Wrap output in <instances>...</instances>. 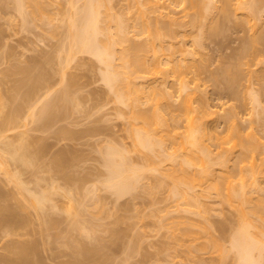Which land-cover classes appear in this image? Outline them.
<instances>
[{"label":"rangeland","instance_id":"rangeland-1","mask_svg":"<svg viewBox=\"0 0 264 264\" xmlns=\"http://www.w3.org/2000/svg\"><path fill=\"white\" fill-rule=\"evenodd\" d=\"M43 1L45 4L41 14L35 15L26 6L24 9L27 12L23 16L17 10L14 0H0V111L3 110L5 116L4 112L10 110L13 104L14 98H11V94H17L13 97L18 96L16 92L18 89L14 92L12 90L16 88L17 78L21 77L19 68L23 66L33 70L36 67L33 71L36 73L40 72L39 66H41L43 72L38 74L43 73L42 77L44 73L48 74L44 76L46 79L49 77L47 84L46 79H43L46 85L42 83L38 93L36 92L32 97L36 100L35 106L26 107L21 111L19 118L17 117L19 120L17 119L16 128L11 125L12 129L6 131L10 135L11 142L17 143L18 132L25 130L27 147L30 152H36L35 162L38 165L35 163L33 166L31 164H22V166L17 161L9 160L8 167L11 172L19 174L24 184L35 192L50 190L46 188L51 183L57 190L54 189L55 191L52 190L51 193L54 207H48L50 204L48 202L44 206V213L51 219L50 228L47 226L46 232V227H42L39 223L41 219L38 214L34 215L36 209L33 210V207L23 200L22 196L27 194L24 195L22 192V195L20 191L15 190V183L6 177L7 174L0 166V187L4 194L2 202L3 204L6 202L4 206L10 204L14 208L21 202L23 203L21 206L28 204L24 209H20L19 205L16 206L21 218L27 219V225L21 223L20 226L17 224L18 221L13 223L15 228L10 226L13 230L6 226L9 231L12 230L10 234L14 233L8 238L2 236V230L7 229L0 228V252H3L1 245L7 239L35 238L40 246V248L38 246L40 249L37 255L40 260L38 264H61L70 260L73 257L74 244L76 246L79 242H84V245L87 243L86 246L89 245L90 248L93 245L100 248L101 256L94 257L95 259L97 257V264H238L239 255L231 245V237L237 228L238 215L231 202L237 196L233 193H236L238 188L241 189V185L244 187L245 183L240 182L239 175L237 178L239 172L228 173V175L237 173L233 175L234 177L231 176L232 178L224 170H215L212 174L204 173L203 169L200 170L202 167L199 159L202 155L200 153L205 149L214 156L217 150H222L221 152L229 156L228 165L231 166L233 160L241 154L242 146L237 143L238 140L234 142L226 138L228 128L224 122V115L226 117L233 112L236 114L231 115L239 120V126L245 133L251 129L252 134L256 133L252 142L254 143L258 137L256 140L258 143L255 144L257 147L261 142L260 154L264 156V0H254L258 6L257 14L259 12L260 20L257 22L260 26L255 21L257 25L255 27L253 24V27L248 15L247 17L241 11L232 8L226 14L216 13L218 24L216 22L215 30L210 29L208 27L210 24L206 23L208 18L211 22L212 18L209 16L205 18L206 22H203L202 30L205 28V32L194 29L189 23L182 27V31L188 35L183 37L181 43L184 54L181 56L182 54L177 55V53L178 57L175 55L174 58L181 59L183 71L181 78L183 76V80L186 79L184 83H187V88L185 87L183 92L180 93L175 88L178 87L176 81L172 82L177 75L173 63L168 62V56L159 55V63L167 68L164 73L170 74L164 83H161L162 78L159 75L160 85L163 87L165 85L164 88L168 87V91L173 93L176 90L172 103L178 104L181 96L183 98V95H187L185 92L190 90L196 91L197 95L203 94L204 96H200L208 98L209 109L212 111L206 118L205 129L221 138L218 141L203 138V141L192 144L178 141L182 145L178 146L180 148L177 150L176 140H165L160 146H153V149L138 145L128 131V109L114 101L112 91L103 80L102 73L105 68L103 63L88 53L69 49L71 36L68 35L74 30L70 28L72 31L69 30L71 32L68 34L67 27H70L68 22L75 17L76 9L84 14L82 0ZM101 1L103 4L99 8L101 16L106 10L105 6L110 5L113 16L125 20L131 32L137 35L134 39L138 40L140 36L142 37L139 33L140 28L137 29L139 23L138 25L135 23L134 26V20L138 19L137 13L135 14L137 10L134 9L133 15L131 6L134 2H138L137 5L141 6L143 0H140L141 2L139 0ZM153 1L165 6L170 4L168 7L174 9L173 13L178 11V14L171 13L172 16H181L184 12L181 11L183 0V2ZM241 1L247 5L252 0ZM137 5L136 7H139ZM79 11H76L77 17ZM150 14L147 13L151 17ZM136 22H139V19ZM259 33L262 39H257L259 42L253 40L252 42L255 43L251 44L253 36ZM195 37L199 38L198 45L194 44ZM247 48V53H250L241 57V52ZM67 85L69 88L66 89L70 91H68L70 96L64 89L69 96L67 105L62 101L66 105L65 110L60 109L58 105L54 114L58 109L60 112L58 111L54 120L49 119L50 121L46 120L48 123L46 121L45 123L43 119L41 121L39 115L38 119L36 114L41 111L39 108L41 104L48 99L57 98L58 90L62 91ZM20 89L21 92L24 90V88ZM18 92L20 95L21 92L19 90ZM177 93L181 95L178 96ZM2 103H5L4 107ZM1 113L0 120L4 117ZM133 122L138 123V119H134ZM171 124L172 126L177 124L179 128L177 131L182 132L186 128L184 121L171 122ZM136 126L134 127L148 129L142 122ZM195 145L202 149H196ZM193 147L195 151L198 150L196 152L200 154L197 153L199 159ZM259 147L256 149H260ZM163 149L171 154H166L165 151L163 154ZM172 152L175 154L173 155ZM255 152H258L254 154L255 161L259 162L261 155L259 151ZM169 154L172 157L168 160ZM57 157L61 161L63 159L60 157L66 159L63 160L65 163L63 166L61 163H59L61 166H56ZM110 157L112 161H116L115 164L126 161L125 166L122 167L124 188L121 192L110 186V182L115 179L120 180L117 173L112 172L106 165L105 160L110 161ZM121 157H124V160ZM34 180L37 181V185ZM256 181H258L256 186L262 185L263 188L264 175ZM252 185L246 183L244 188L248 190L250 186L249 189L252 191ZM234 188L235 190H232ZM262 188L257 187L258 195L264 194ZM228 193L234 198L229 197ZM254 194L257 195L256 192ZM23 201L26 202L25 205ZM77 209L79 210L76 211ZM75 220L81 221L78 222L81 224L80 227L82 226L81 230ZM74 221L77 227L72 229L70 227ZM83 226L89 231H84ZM43 232L47 236L50 235V238ZM66 234L70 239L73 238L71 244L65 237ZM259 260L257 264H264L262 263L264 260L261 258Z\"/></svg>","mask_w":264,"mask_h":264},{"label":"bare ground","instance_id":"bare-ground-1","mask_svg":"<svg viewBox=\"0 0 264 264\" xmlns=\"http://www.w3.org/2000/svg\"><path fill=\"white\" fill-rule=\"evenodd\" d=\"M141 1L139 0V2ZM183 1H182L183 6L181 8V11L184 12H182L181 14L179 11V14H181V16L179 15L176 17L175 15L173 16L171 15L174 9L172 8L170 9L168 7L170 4H166L165 6V4H160L158 1L143 0V2H141L142 4L140 3V5L142 6L141 7L137 5L138 2L132 3L131 9L133 8L132 9L133 15L135 10H137L135 14L137 13L136 17L139 19V22H136L138 20L137 18H136L137 20H134V26L135 23L137 25L139 23L140 26L139 27L137 26L138 27L137 29L139 30L140 28L139 33L142 35L141 37L140 34H138V36H140V39L138 40L134 39V37L137 35H134L131 32L129 26L125 24L126 23L125 20L113 16V12L112 13L110 12L111 11L110 5H108V3H105L107 2V0H105L104 3L107 4L109 7L105 6L106 10L104 11V14L102 13L103 14L102 16L100 14L101 12L99 9L100 6L103 5L101 0L98 1L82 0V5L84 6L82 7L84 8L83 11L84 14L82 13V11L80 13V11L76 9L74 15L75 17H72L68 22L69 23L68 25L70 26L67 27L68 34L72 31L70 28L74 30L73 33H70L68 35V37L71 36L69 37L71 40L68 39V41L70 40L69 42L70 44L68 45L69 49L73 48L72 50L88 53L94 56L99 62L103 63L105 68L103 71L104 73H102V77L105 83L108 85L109 89L112 91L114 95L113 96L114 101H116L119 104H122L128 109L127 120H128L129 129L128 128L127 129L129 133L131 134L133 139L138 143V145H141L142 147L148 149L152 148L155 145L160 146L161 143L165 140H176L177 142L175 144L177 143L178 144L176 145L175 149L177 150L182 145L178 141H181V143L183 141L185 142L187 141V143L192 144L197 141L198 142L203 141V138H208L214 141H218L221 139L217 134L205 129V123L207 121L206 118L211 115L209 114V112L212 113V111L209 109L210 104L208 103L209 102L207 100L208 98L203 97L204 96L203 94L197 95L198 93L196 94V91L192 89L194 92H192L191 90L190 92L193 95L189 91H187L185 92L187 95L186 96L183 95V98L181 96L178 104L177 103L173 104L174 102L172 103L173 101L172 97L174 99V93L176 92V90L173 93V91L171 92L168 91L167 86H166L167 88H164L165 85L164 87L160 85V80L161 83H164V81H167L166 77L169 78L170 76V74L166 75L168 74V72L164 73L166 72L167 68L165 69L159 63V58H158L159 55L164 54L168 56L167 58L169 61L168 60L167 61L173 63L172 65L174 66L173 68L175 70L174 69L173 70L175 71V73H177V75L180 76L178 77L176 75L175 76L176 78H173L174 80H172V82L176 81V85L178 87L175 88L177 89V91L181 93L182 90L183 91L185 90L184 89L185 87L187 88L186 86L187 83H184L186 79L184 78L185 80H183V76L181 78V72H183L181 66V59L174 58V56L177 53H178L177 55L182 54L181 56H183L184 54V49L181 47V43L183 37H186L188 35L185 31H182V27L183 26L185 27L186 26L185 24L189 23L194 29L200 31V29L202 30L204 23L206 22V19L209 16L212 18L211 22L209 21L210 18H208L206 23L210 24V26H208L210 27V29L212 28L214 29V26L216 28V25L218 24V22L216 21L217 19L215 18L216 13L222 12L223 14H226L228 13L229 9L232 8L236 11L237 10L241 11L246 16L248 15L249 17L248 16L247 17L249 18L250 23L252 22L251 25L255 23H259L257 21L260 20L259 12L257 14L258 11V6L256 5L257 2H255L254 0L252 1L250 0L251 2H249L247 5H244L241 0H183ZM14 2L17 10L23 16H25L27 12L26 9H24V7L27 6L26 8H30L32 12L35 13V15H38L41 14V12L44 10V4H45V1L43 0H14ZM135 3L139 7H136ZM184 3L186 4L184 5ZM160 8H162V10ZM166 8H168V10ZM169 9L171 10V12ZM76 11H79L78 13L81 14V16H79L80 14H78V17L80 18L77 17ZM175 12L173 14H178V11ZM147 13L148 14L151 13L150 14L151 17L147 15ZM250 18H252L253 21ZM203 19H205V21ZM100 23H102L103 25ZM211 25L213 26L211 27ZM256 25L257 24H255V27ZM258 25L260 26V23ZM199 31L198 33H200ZM202 33L203 32H201V34ZM259 34H256L257 37L256 35L253 36V38L251 39V44L253 43L252 42L253 40L255 42H259V40L257 39L260 40L262 39V35L260 34L259 37L258 36ZM198 39L196 37L194 38L193 40L194 44L196 43L198 45V43L200 42L197 41ZM246 50H243V52H241L242 53L241 57L243 56L245 57L246 54L248 55L250 53V52L247 53L248 48ZM70 51L71 50H69V52ZM244 51L246 52L244 53ZM177 55L176 57H178ZM49 59L50 58H48V60ZM21 67L20 68L18 67L19 72H21V77L17 78L16 88L14 87V89L11 90L13 92L14 90L17 89L21 92L20 88H24V90L20 93V95L18 90L16 91L18 93L17 96L18 98L15 97L17 94L14 93L11 94L12 97L9 96L12 99L14 98L13 104L14 103L15 104L14 105L12 104L11 109L6 110L7 112L4 109L5 116L3 114V110H1L2 113L0 111V113L3 114L4 116L3 119L0 120V166L7 174L6 177H8V179H10L13 183H15L16 185V186L14 185L15 190L17 189L16 191H20L21 194L22 192L24 195L27 194V196L26 195L22 196L23 194L21 195L19 193V195H21L22 198H24L23 200L29 203V206L31 205V207H33V210L34 209L37 210V212L36 210L34 211L35 212L34 215L38 214L37 216H39V218L41 219V221L39 220L40 221L39 223H41L42 227H46L45 228L46 230L48 229L47 226L50 228L49 225L51 224V219L49 218V215H46L44 213V209H45L44 206H46L45 203L47 204L48 202L50 203L48 207L49 206L54 207L53 206L54 204H52L51 201V193L53 192L52 190L54 189L57 190L56 186L51 185L52 183L51 184L48 183L49 186H47L48 188L46 189H50V190L47 191L43 188L44 190H39L38 192L37 191L35 192L33 189L29 188L24 184L19 174L11 172L8 167L9 160H14V162L17 161V163L19 162L21 165L31 164L33 166L35 163L37 164V162H35L37 159L35 154L36 152L35 153L30 152L27 147V143H26L27 136L25 130H21V131L18 130L19 132L17 134V138H18L17 143L11 142L10 135L6 133V131L9 130L10 128L12 129L11 125L13 126V128H16V126L18 125L17 119L19 118L18 116L21 111H23L26 107L35 106L34 104L36 103L34 101L36 100H33L34 98L32 99V97L39 90L42 83H44V85L47 84V80L49 78V77H47V79L45 78L46 73H44L45 77L44 76L42 77L43 73L38 74L39 72L38 70H37L38 72L34 73L33 71L36 67H34L33 70L30 67L28 68L27 67L21 68ZM39 67H40L39 73L43 72L41 71L42 70L41 66ZM159 75L162 78L160 80H159L160 78ZM236 75L238 76V74ZM43 79L44 80L46 79L45 80L46 84L45 81H43ZM177 79H179V81H177ZM66 88L68 89L69 86L67 85L65 88L63 87L62 89L67 90ZM65 90L63 92L61 91V89L58 90L59 98L57 97L54 99L57 103L54 102L53 99H48L47 102L41 104L42 106L39 107L41 111L39 112L38 110L40 114L39 113L36 114V117L39 115L41 121L43 119L44 122L46 120L49 122L50 120L51 121L54 120L53 118H55V116L58 115L59 109L58 111H56L55 113L56 115L54 114L55 112L54 110H56L59 106L60 109L63 108L65 110L64 106L66 107V105L68 104L67 101H69V96H70L69 93L70 91L67 90V93L69 95L68 96ZM60 92L62 93L60 94ZM180 93H177L178 96L181 95ZM177 94H175V96H177ZM13 95L15 96L13 97ZM200 95L203 96L201 97ZM14 100H16L17 102ZM62 101L64 104L66 103V105H64ZM4 104L2 105L3 107ZM56 106L58 107L55 108ZM64 110H61V112ZM233 113L236 114V112ZM233 113H229V114L227 113L229 116L226 115V117L224 115V119H225L224 122H226L225 125L228 128L226 138L232 139L234 142H237L236 140H238L237 143L240 144V146H242V150L240 151L241 154H239L240 158L238 156L236 159L233 160L232 165L229 166L228 165L229 164L228 162L230 161V159L228 158L229 156L226 153L221 152L222 150H217L216 155L214 156L211 155L210 152H208L205 149L204 152L200 153L202 155H200L199 152H196L198 150L195 151L194 149L195 148L202 149V148H199V146L197 147L195 145L194 146L195 148L193 147V151L196 152L195 153L196 156L198 154L200 155V159L198 156L197 157L199 159V163L201 162L200 163L201 166L199 164V166L202 167L200 170L203 169L204 173L212 174L215 170H224L225 172H227L226 173L227 175L228 173L239 172L240 174L233 173V175L235 176V174H237V178L239 175L241 183L242 182L245 184L248 183V185L253 184L252 189L257 190V187L262 188V185L260 186L257 184L256 186V183H258V181L256 180L260 176L262 177L264 175L262 174L264 173V156L260 154L261 148L259 147L261 146L260 145L261 142H259L260 144L257 145V147H259L260 149H256L257 147L255 143L257 142L256 140L258 137H256V140L254 138L255 140V141L253 140L254 143L252 142V139L253 137L256 136V133L255 135L254 133L252 134L251 133L253 132L252 129L251 131L248 130L245 133L240 128L241 126H239L240 124L239 120H236V118L231 115ZM136 118L138 119V123L142 122L146 124L148 129L143 130V128L140 129V127L135 128L134 126L136 125L138 126V123H135L136 124L135 125L133 122L134 119ZM182 121H184L186 125L185 130H183L182 132L177 131L179 129L177 124L174 126H172L171 124V122L180 123ZM256 150L259 151V154L261 155L259 157V162H256L254 158V156L258 153L255 152ZM164 151L166 152V149H163V154ZM168 153L171 154V152H166V154ZM172 153L173 155L175 154L174 152ZM170 154L167 155V157L170 156ZM242 154L244 155V157H242L243 156ZM171 157L172 156H170V158L167 159L169 160L171 159ZM57 158H58L57 161L58 163H56L55 161V163L57 164L55 165L63 166V164H65L63 161L65 158L60 157L61 159H63L62 161L59 159V157ZM121 158L122 160H124V157ZM109 159L110 161H108L107 159L105 160L106 165H108L107 167L110 168L112 172L117 173V176L120 177V180L117 181L115 179L114 181L110 182V186L113 187L117 192H121L122 189L124 188L123 187L124 185L122 183V177H124L122 167L125 166L124 164H126V161L125 163H123L124 161H121V162H117L118 164H115L116 161L115 162L112 161L111 157ZM59 163H61V165ZM233 175L229 174L228 176L231 177ZM240 175L243 177H241ZM35 182H36L35 185H37V181ZM240 182L239 183L236 182V183L240 185L241 184ZM245 184H243L244 187ZM240 187L244 188L242 185ZM246 187L248 186L246 185ZM249 188L248 190H246L245 188L242 190L238 188L239 191L237 190L236 193H233V194H237V196L235 195L236 196L235 200L232 199L233 202H231L233 207L236 209L238 215L237 228L235 229L231 237L232 248H234L233 250L237 252V255H239L238 264H257L258 263L257 260H259L260 258L264 260L262 258L264 257V197H263L264 194L262 196L258 195V190L251 191L250 190L251 188L250 189ZM263 188L262 190H264ZM232 190H235V188ZM254 192H256L257 195H255ZM228 196L234 198V196L233 195L230 196L229 193ZM3 197L4 194L2 192V188L0 187V228L1 229L5 228L6 230L7 229L6 226H9L8 228H11L10 227L11 225L12 227H14L15 225L13 223L18 221L19 222L17 224H20V226L21 223L22 224L26 223L27 219L21 218L18 208H16V206L17 207L20 206L21 207L20 209L22 208L24 209V207L27 206L28 204H26V202L23 201L24 205L26 204L25 206L23 205L21 206V204H23L22 202L21 204H18L19 206L18 205L14 206V208L10 204H8V206L7 204L6 206H4L6 202H4L3 204L2 202ZM79 209H77L76 211H78ZM75 221L73 222V225L71 223L72 227L70 228L74 229L77 227V225L80 227L81 224L79 223H81V221L80 220L76 221L77 223L80 221L77 225ZM27 224L28 223H26V225ZM81 227L79 228L80 230ZM83 228L84 231L87 232L89 231L88 229H86V227L83 226ZM40 229L43 228L40 227ZM9 230L10 229H7L6 231H4V229L2 230V236L4 238H8L10 235L14 234V233L10 234V232L13 229L11 231ZM47 231L48 230H46V232ZM84 231L82 230L83 233ZM193 235L196 236L197 234H193ZM65 237H67V234ZM67 238H68V242H70L71 244L73 238L71 237L72 239L71 240L69 238V235ZM48 240L49 239H47V241ZM37 241L35 238L33 239L26 238V240L7 239L1 245L3 252H0V263L1 264H38L40 260L38 259L37 255L40 250L39 249L40 246L38 245ZM76 241L77 240L75 239L74 242L76 243ZM47 243H49V241ZM86 244L84 245V242L83 243L79 242V244H77L76 246L74 244V249L72 247L73 257L68 261L62 262L61 264H97V257L96 259L94 257L97 255L101 256L100 248L99 249L98 247L96 248L95 245H93L92 248H90L89 245L86 246ZM94 246L95 248H93ZM86 247H89V249ZM102 255H103V251H102ZM255 255L259 259H257V257L255 258ZM92 258L93 260H91ZM94 260H96L95 261L96 263L94 262Z\"/></svg>","mask_w":264,"mask_h":264}]
</instances>
